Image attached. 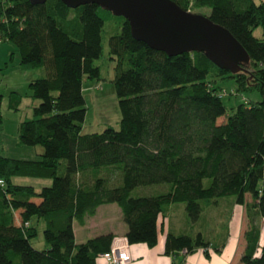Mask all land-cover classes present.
<instances>
[{
	"label": "trees",
	"instance_id": "1",
	"mask_svg": "<svg viewBox=\"0 0 264 264\" xmlns=\"http://www.w3.org/2000/svg\"><path fill=\"white\" fill-rule=\"evenodd\" d=\"M173 1L196 14L210 8L207 17L230 30L251 61L234 75L204 53L170 57L137 41L130 23L120 17L122 31L111 38L110 47L121 129L83 134L88 112L84 79L101 80L95 62L103 55L104 9L96 4L71 9L62 0L44 5L0 0V42L17 47L22 68L47 72L30 83L39 104L19 129V146H41L43 154L24 160L0 153V264H98L116 236L78 244L74 224L84 225L103 205L122 209L130 244L150 247L158 244L160 216L172 204H186L190 222L197 223L204 202L235 197L250 216L264 220V38L255 36L257 29L264 31V2ZM218 79L234 81L237 88L230 96L243 98L221 124L229 92ZM244 92H258L263 99L248 102ZM2 100L0 95V119ZM20 104V98L12 100L11 108L18 110ZM115 173L120 181L113 186ZM16 178L50 179L53 185L38 190L17 184ZM162 184L170 185L167 193L133 195L139 187ZM35 218L47 224L48 250L32 244L38 236L31 225ZM261 233L257 225L246 233L241 264H264ZM211 246L202 234L170 233L166 252L192 254Z\"/></svg>",
	"mask_w": 264,
	"mask_h": 264
},
{
	"label": "rangeland",
	"instance_id": "2",
	"mask_svg": "<svg viewBox=\"0 0 264 264\" xmlns=\"http://www.w3.org/2000/svg\"><path fill=\"white\" fill-rule=\"evenodd\" d=\"M256 3L260 4L264 0H255ZM210 8H203L197 10L198 14L209 16L211 14ZM101 16L105 19L106 24L102 34L103 38V55L100 59L96 60L95 65L101 69V80H90L88 78L84 79V95L87 101V118L84 124L83 134H95L103 133L108 128H114L115 130L121 129L122 121V111L120 107V101L117 95L116 86L114 83L116 77V62L112 60L110 40L113 36L119 35L122 31L123 19L116 17L111 12L101 10ZM255 36L259 39L264 38V31L259 28L255 32ZM47 77V72L44 67L38 69H24L21 67V55L17 47L9 42H0V94L5 95L8 100L9 96H15L17 99H21V115L24 119H31L33 117V109L38 105L39 102L33 98L32 91L30 89V82L34 79ZM212 77H210L211 80ZM11 80L14 83L11 85ZM9 82V83H8ZM218 85L223 87L229 92V95L224 99L225 105L228 108V113L225 118L219 120V123H224L228 116L234 114L233 108L237 107L242 101V97L230 96V92L237 88L234 81H222L218 79ZM14 86V87H9ZM243 96L246 97L248 102H260L263 97L260 93H250L244 92ZM16 99V100H17ZM246 101V102H247ZM36 103V104H35ZM4 112V117L9 120L8 122V137L5 139L6 148L10 151L11 156H18L21 158H29V156H35V147H25L19 146V132L15 131L13 126L15 114L13 110ZM3 122H0V128ZM18 134V135H17ZM1 142V140H0ZM18 145V146H17ZM38 151L44 152V148L41 146L36 147ZM8 154V153H3ZM37 158V157H36ZM39 158V157H38ZM113 180L111 185L115 186L119 184L120 175L115 173L111 177ZM15 182L17 184L26 186H35L38 190L44 187H51L53 185V180L50 179H36V178H16ZM210 180H206V186L210 185ZM170 188L168 184L154 185L148 187L137 188L133 195L134 197L148 196V195H159L162 193H167ZM180 207H184L185 215L188 217L186 204L178 203ZM205 210V215L209 214L208 208H206L205 202L203 203ZM246 208V207H245ZM219 211L225 212L224 209ZM250 219V228L253 225H257L264 230V220L255 216L253 213L250 216L248 210L243 212ZM241 215V214H240ZM177 221L183 220L182 211L177 215ZM188 219V218H187ZM207 218H203L197 223H192L188 221V226L185 227L189 232L190 236L197 237L194 232L198 230L204 232L206 239L210 235L209 225L211 224ZM33 226L38 229V236L32 241L35 249L39 251L48 250L49 246L45 240V230L47 224L45 221H39L37 218L33 221ZM249 228V230H250Z\"/></svg>",
	"mask_w": 264,
	"mask_h": 264
},
{
	"label": "crops",
	"instance_id": "3",
	"mask_svg": "<svg viewBox=\"0 0 264 264\" xmlns=\"http://www.w3.org/2000/svg\"><path fill=\"white\" fill-rule=\"evenodd\" d=\"M13 83L14 80H11L10 84L12 85ZM2 96V119H0V122H3V124H1L0 128V153L13 159H38V157L42 155V152L38 151L36 147L35 149H30L35 150L36 154L34 157L29 156V158H21L10 155V151L6 148L5 144V139L8 137L9 120L4 117V112L6 109H8L9 112L13 110L11 108V102L17 98L15 96H9L10 98L7 100L5 95ZM13 111L15 114L13 126L18 133L21 123L27 120V118L24 119V116L21 115V104L18 110ZM4 152L8 154L5 155L3 154ZM247 202H252L251 195L247 196ZM205 204L207 206L206 208L209 210V214L205 215L206 209L204 208V212L199 221L203 218H207L208 221L211 222L209 225L211 232L206 240L211 242L212 246L207 251L206 249H198L192 254H187L183 251L175 252L170 255L167 254L166 241L170 233L177 236H190V234H188L189 231L185 229V227L188 226L189 218L185 215L184 207L181 208V205L172 204L168 206L165 212L160 216L159 242L155 247H150L146 244H130L131 264H241L248 246L246 233L250 228V219L243 213L244 210L246 212L245 206L238 205L235 197H226L214 203ZM221 208L225 210L224 213L219 211ZM181 211L184 219L182 221H177V215ZM33 221L34 219L31 222L32 226ZM74 229L78 244H83L102 235L114 234L115 236L126 237L128 233V225L125 222L123 211L117 204L101 206L97 214L93 217H89L84 225L75 222ZM198 234H202L204 238H206L204 232L200 230L191 235L197 236ZM260 245H264L263 229ZM216 249H220V252H217ZM97 263L106 264V261L100 258Z\"/></svg>",
	"mask_w": 264,
	"mask_h": 264
},
{
	"label": "water",
	"instance_id": "4",
	"mask_svg": "<svg viewBox=\"0 0 264 264\" xmlns=\"http://www.w3.org/2000/svg\"><path fill=\"white\" fill-rule=\"evenodd\" d=\"M44 5L49 0H30ZM71 9L96 4L125 18L133 37L170 57L204 53L220 69L234 75L251 61L250 54L227 28L207 16L182 8L173 0H62Z\"/></svg>",
	"mask_w": 264,
	"mask_h": 264
},
{
	"label": "built area",
	"instance_id": "5",
	"mask_svg": "<svg viewBox=\"0 0 264 264\" xmlns=\"http://www.w3.org/2000/svg\"><path fill=\"white\" fill-rule=\"evenodd\" d=\"M226 95L227 93H223L220 97L223 98ZM0 185L4 186V181H0ZM184 252L187 253V251ZM100 258L104 259L106 264H131L130 243L127 237L116 236L111 249L102 254Z\"/></svg>",
	"mask_w": 264,
	"mask_h": 264
}]
</instances>
